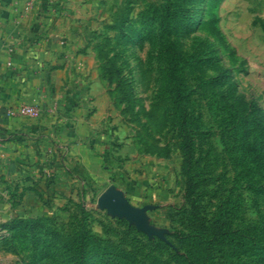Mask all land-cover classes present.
I'll list each match as a JSON object with an SVG mask.
<instances>
[{
    "label": "rangeland",
    "instance_id": "1",
    "mask_svg": "<svg viewBox=\"0 0 264 264\" xmlns=\"http://www.w3.org/2000/svg\"><path fill=\"white\" fill-rule=\"evenodd\" d=\"M86 39L111 157L63 198L0 175V264H264V0H99Z\"/></svg>",
    "mask_w": 264,
    "mask_h": 264
},
{
    "label": "crops",
    "instance_id": "2",
    "mask_svg": "<svg viewBox=\"0 0 264 264\" xmlns=\"http://www.w3.org/2000/svg\"><path fill=\"white\" fill-rule=\"evenodd\" d=\"M28 2L0 0V175L32 195L63 198L75 184L100 180L111 157L93 96L74 77L99 0ZM23 103L38 105L40 115L18 114Z\"/></svg>",
    "mask_w": 264,
    "mask_h": 264
},
{
    "label": "water",
    "instance_id": "3",
    "mask_svg": "<svg viewBox=\"0 0 264 264\" xmlns=\"http://www.w3.org/2000/svg\"><path fill=\"white\" fill-rule=\"evenodd\" d=\"M101 208H107L114 215L125 216L131 223L136 224L139 229H142L149 234H160V232L150 225L146 218V207L138 208L130 203L125 197L122 190L115 187L107 189L99 198Z\"/></svg>",
    "mask_w": 264,
    "mask_h": 264
},
{
    "label": "built area",
    "instance_id": "4",
    "mask_svg": "<svg viewBox=\"0 0 264 264\" xmlns=\"http://www.w3.org/2000/svg\"><path fill=\"white\" fill-rule=\"evenodd\" d=\"M34 0H29L28 6L32 7L34 5ZM49 3L52 4L53 6H58L57 0H49ZM11 111V109H10ZM18 114H27V115H32L34 117H38L40 115V108L38 105L33 104V103H23L18 107L17 110Z\"/></svg>",
    "mask_w": 264,
    "mask_h": 264
}]
</instances>
